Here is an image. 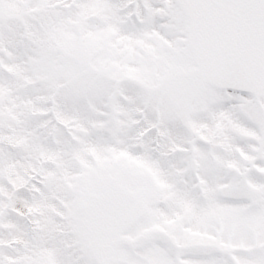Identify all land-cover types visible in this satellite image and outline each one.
Listing matches in <instances>:
<instances>
[{"label":"snow or ice","instance_id":"obj_1","mask_svg":"<svg viewBox=\"0 0 264 264\" xmlns=\"http://www.w3.org/2000/svg\"><path fill=\"white\" fill-rule=\"evenodd\" d=\"M0 264H264V0H0Z\"/></svg>","mask_w":264,"mask_h":264}]
</instances>
